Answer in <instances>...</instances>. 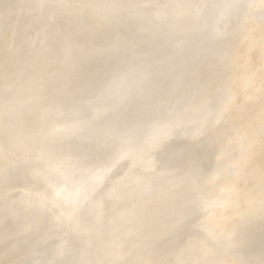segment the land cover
Listing matches in <instances>:
<instances>
[{"label":"rangeland","instance_id":"374dc122","mask_svg":"<svg viewBox=\"0 0 264 264\" xmlns=\"http://www.w3.org/2000/svg\"><path fill=\"white\" fill-rule=\"evenodd\" d=\"M76 1L69 0L79 8ZM88 1L96 5V0ZM160 2L146 0L124 24L137 17L136 12L148 14ZM5 8L7 1L0 0V11ZM108 8L113 13L119 10L115 4ZM16 27L17 23L7 33L9 42L17 37ZM198 30L197 35H205V29ZM226 30L225 37H214L211 47L204 43L196 48L193 61L180 54L181 62H172V71L153 73L130 89L129 99L116 104L117 113L97 114L101 127L93 133L89 129L94 122L89 119L82 123V133L63 137L52 130L54 124L89 116L97 98L81 101L73 113H66L67 108L91 95L101 97L110 75L125 67L108 65L101 57L97 60L107 64L101 72L93 70L97 62H87L62 69L59 78L43 79L36 68L15 72L16 60L0 52V264H95L93 240L77 236L82 224L97 215L111 223L124 213L120 224L125 219L133 222L140 208L145 210L140 219L147 216L158 223L154 229L159 237L177 231L178 238L171 248L153 252L139 263L137 258L136 264H150L152 259L158 264H244L242 255H264V8L238 13ZM28 35L35 37L36 31ZM227 46L230 52L219 62L218 54ZM163 51L172 49L167 45ZM126 53L105 58L127 57ZM173 88L179 90L176 101L170 96ZM225 91L231 96H224ZM172 109L195 115L186 111L187 119L173 135L138 156L116 152L124 140L130 148L142 149L143 132L135 129L142 113L146 134L154 122L171 119ZM107 119L120 126L117 140L95 143L105 135ZM167 149L172 152L165 155ZM51 152L72 155L89 169L77 173L79 164H72L66 171L58 158H48ZM40 153L45 156L36 158ZM186 154L189 158L181 166ZM110 159L116 161L103 176L92 175L106 169ZM192 162L194 168L188 171ZM53 163L57 167L46 174ZM172 163L177 166L171 167ZM93 200L104 203L89 207ZM161 210L165 214L160 219ZM239 233L242 237L230 242ZM236 247L244 251L234 259L230 254Z\"/></svg>","mask_w":264,"mask_h":264},{"label":"bare ground","instance_id":"6f19581e","mask_svg":"<svg viewBox=\"0 0 264 264\" xmlns=\"http://www.w3.org/2000/svg\"><path fill=\"white\" fill-rule=\"evenodd\" d=\"M5 1H7V8L0 11V41L2 42L0 52L8 54L10 59L16 60L14 63L17 64V71L15 70V72H22L26 69L25 67L28 69L36 68L44 79L46 76L59 78L62 69L77 67L87 62L98 63L93 69L96 73L101 72L100 70L107 67V64L116 66L122 63L125 67L122 71L117 69V72L110 75L112 76L111 80L101 91V97H91V95L67 108L69 111L66 113H73L83 103L81 101L96 100L97 98V104L92 108V113L89 116L64 125L54 124L52 130L62 137L82 133V123L89 119L94 122L93 127L89 129L90 133H93L101 127L98 125L101 118L97 114L107 110L117 113L116 104L119 105L125 99H129L127 95L130 89L139 87L153 73H158L161 70L172 71L174 69L172 62L177 64L178 61L181 62L177 60L180 54H182L181 59L184 57L187 61H193L197 53L196 48L204 45V43L211 47V44L214 43V37H225L226 26L238 13H245L255 8H264V0H161L160 5L153 8L149 13L147 12L148 14L136 12L134 15L137 17L128 19L127 23L124 24V19L127 16L131 17L135 7L138 8L146 0H96V5L88 0H77L76 3L80 5L79 8L77 4L74 7L69 0ZM112 4L119 6V10L117 9L115 13L110 11L113 9L108 8ZM75 22L76 24H74ZM15 23H17L16 28H18V30L14 28L17 37L14 42H9L7 33L15 27ZM67 26L70 27L67 28ZM198 27L206 31L202 37L196 34L200 32ZM31 30L36 31L35 37L28 35ZM117 38H119L118 41ZM35 40H37L36 44L34 43ZM167 45L171 47L172 51L165 54L163 49ZM131 48L133 51L127 54L126 52ZM215 51L217 50L215 49ZM115 52L119 55L126 53L127 57L122 56V58L113 60L105 58L106 56H113ZM229 52V46L225 47L222 52L220 51L218 61L221 62ZM101 57L105 59L107 64L97 60ZM229 71L230 69L225 70V72ZM173 89L170 96L173 95L176 101L180 96L179 90L178 88ZM66 91L59 92L64 93ZM224 96H231L230 91H225ZM112 98L113 100L110 101L114 102L110 103L109 101L108 103V100ZM54 99L57 98L54 96ZM173 111V109L169 110L168 113L169 115L174 114L171 119L161 122V124L154 122L146 134H144L146 128H143L144 124H142L144 118L142 113L139 116L141 119L135 122V129L143 132L142 149L130 148L127 144L129 141L124 140L116 152L120 156H138L142 153L141 151L146 152L152 146L173 135L174 128L187 119L184 118L187 115L186 111L195 115L194 111L191 110L176 113ZM107 120L110 122L105 120L106 123L103 124L107 129L105 135L98 138L95 143L112 142L113 138L115 140L116 135L119 134L120 126L112 119ZM107 139L110 140L107 141ZM164 152L167 155L172 151L167 149ZM51 153L53 155L48 158L54 157L55 160L58 158L59 161L56 162L63 164L66 171L72 164H79L77 173L89 169L85 164L76 163L72 155L62 156L58 154L56 156L53 152ZM44 156V153H40L36 158ZM182 158L181 166L184 162L186 163L185 160L189 156L186 154ZM114 161L116 160L110 159L106 164V169L93 171L92 175L103 176L112 167ZM48 166L50 168H46V174L53 172V166L57 167L56 163ZM176 166L175 163L171 164V167ZM192 166L193 162L186 166L187 170L191 171L194 168ZM33 198L34 194L28 196L31 201ZM94 201L89 207L95 205L93 204ZM101 203L104 202L97 204ZM22 208L26 210L28 206ZM137 213L139 218L133 222L125 219L120 224L121 219L126 216L124 213L118 219L114 218L111 223L108 222V217L97 215L90 222L82 224L77 236L79 238L86 236L85 238L93 240L91 253L95 255V264H117L118 261H122L123 264H136L137 258L141 259L138 261L139 263L149 259L153 252L160 254L171 248L178 238V232H169L159 237V232L154 229L158 223L151 222L147 216L140 219V216L145 214V210L141 208ZM164 214V210H161L157 213V217L161 219ZM62 222L63 219L60 220V224ZM242 235L239 233L232 237L230 242L235 244ZM154 244L159 245L157 250H155ZM243 248H234L230 257L237 259L239 254L242 255ZM259 254L255 253L251 258L242 255L240 261L244 264H264V255ZM103 255H107L108 258L102 260L105 261L102 263L100 258ZM152 262L150 264H158L159 260L152 259Z\"/></svg>","mask_w":264,"mask_h":264}]
</instances>
